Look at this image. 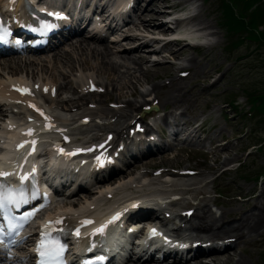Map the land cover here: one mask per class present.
<instances>
[{
    "label": "rangeland",
    "instance_id": "rangeland-1",
    "mask_svg": "<svg viewBox=\"0 0 264 264\" xmlns=\"http://www.w3.org/2000/svg\"><path fill=\"white\" fill-rule=\"evenodd\" d=\"M182 3L181 0H138L132 11L116 14L111 23L113 30L109 40L95 43L90 38L82 37L76 40L75 45H67L69 49L65 58L60 60L61 63L56 59L48 58L45 61L46 64L43 63L44 61H40V64L31 63L23 68H17L14 72L13 68L8 67L3 68L1 73L3 75L14 73L23 77H30L32 74V76H46L60 81L69 75V70L72 71L76 66H82L92 69L109 80L114 89L107 95V99L118 100L145 96L143 93L145 90L155 89L161 79L171 75L174 65L198 63L200 65L198 71L183 83L181 91H176L175 94L179 95L184 91L181 94V102L189 112L198 116V122L201 120L204 127L202 130H197L193 122L185 118L181 119L183 122L171 124V126H177L175 128L177 132L165 134L163 138L165 152L146 155L137 164L150 167L185 166L193 165L192 159L202 156L207 166L219 167L235 160L236 155H241L244 149L248 148L250 153L246 165L254 168L248 170L250 176L246 179L239 176L237 171L189 179L167 176L166 179L171 182L169 186L159 182L154 187H147L145 179H142V188L144 191L154 189L161 195L171 192L182 193L184 199L180 202L181 206L187 205L192 198L202 195L205 198L204 202L212 206L211 209L214 210L209 213L212 215L216 213L215 216L220 215L221 220L238 222L246 212L255 211L252 206L253 202L255 199L257 201L258 195L264 189V174L258 179L254 177L257 172L263 173L264 145L262 150H259V145L255 143L264 137V129L263 134L260 133L255 137L250 134V131L244 133L238 123V118L229 109L225 100L236 99L242 87L251 90L262 88L261 90L264 91V49L258 53L252 52L241 59L240 56L252 50V46L245 42L228 52L201 49L197 55H194L189 43L192 44L197 39L203 40L210 36L215 39L225 37V31L217 25L220 13L218 0H212L211 4L203 9L196 6L193 15H189L190 6ZM180 9L183 10L179 12ZM169 11L171 14L168 15ZM151 13H155L157 20H148ZM185 15L189 16L182 22L174 18V16L183 17ZM163 20L167 21L163 28L175 29L169 37H176L180 34L185 38V42L163 44L157 34L161 30L158 24ZM177 23L180 24L175 27ZM190 26L192 29L188 28ZM171 28L170 31H172ZM137 43L141 46L132 48ZM92 48L98 50L105 48L109 50V53L102 59L92 54L90 51ZM123 56H127L128 60ZM228 61H233L232 68L214 82L217 71ZM112 62L118 64L115 71L110 69L109 63ZM159 93L163 95L165 91L162 90ZM71 116L72 114H66V117ZM225 123L232 125L234 133L230 136H224L221 131ZM256 127L257 124L252 130ZM169 130L168 127L166 131ZM213 177H215L214 180H212ZM73 188L65 192H72ZM214 191H221L225 196H213ZM233 233L235 231L229 229L222 235ZM224 253L222 262H212V264H262L264 226L260 233L248 236L245 241ZM211 256L207 255L200 259L210 261Z\"/></svg>",
    "mask_w": 264,
    "mask_h": 264
},
{
    "label": "bare ground",
    "instance_id": "bare-ground-1",
    "mask_svg": "<svg viewBox=\"0 0 264 264\" xmlns=\"http://www.w3.org/2000/svg\"><path fill=\"white\" fill-rule=\"evenodd\" d=\"M121 1V0H119ZM148 20H157L155 13H151L149 16ZM165 26V24L160 23L158 25V27L161 28L162 32H168L169 29L168 28H163ZM58 54V53H56ZM96 54V52H95ZM102 59L104 57H106V50H100L98 52V54ZM16 59V58H14ZM4 61H12L11 59H4ZM113 68H116V66L114 64H112ZM174 89H171V91H173ZM170 91V92H171ZM168 91L167 93H165V95H168ZM257 205L254 207L253 212L251 213H245L244 215H242L240 217V219L238 220V222L234 221V222H229L227 224L221 225V227L219 229H213L214 232L205 226L199 225L200 231L204 232L206 235H215L216 233L222 234L224 231L232 229L234 230L236 233L235 235H238L239 237H244V236H249L252 234H258L261 231V228L264 226V189H262V193L260 195H258V200H257ZM210 223L212 224L214 221V218H209ZM228 249V248H227ZM222 259L221 256L219 255H215L214 257H212L210 259V261L212 262H220V260ZM200 264H211L209 261L208 262H200Z\"/></svg>",
    "mask_w": 264,
    "mask_h": 264
},
{
    "label": "snow or ice",
    "instance_id": "snow-or-ice-1",
    "mask_svg": "<svg viewBox=\"0 0 264 264\" xmlns=\"http://www.w3.org/2000/svg\"><path fill=\"white\" fill-rule=\"evenodd\" d=\"M49 15H56L57 18H60L59 14L49 13ZM44 27L49 28L50 25L45 24ZM6 34L7 33L5 32L3 27L0 26V41L4 40ZM22 146L23 145H21V147ZM7 175L8 173L0 172V177ZM24 179H26V177H21V180ZM25 202L26 200L23 198L22 193H21V197L17 198L15 195L12 194L11 190L5 189L4 185H0V213H2L5 216V219H7L9 216L10 206H15L18 208L20 207L21 204ZM28 215L30 216L32 215V213H29ZM22 219H26V217H22ZM59 222H60L59 220L56 221V223ZM86 223H90V221ZM8 227H9V231H11L12 230L11 223H9ZM102 230L103 229H100L98 231H102ZM4 235H5L4 226L0 225V242H3ZM37 251L40 256L39 264H62L61 255L62 252L64 251V247L63 245H59L57 241L54 240L46 241L42 239Z\"/></svg>",
    "mask_w": 264,
    "mask_h": 264
},
{
    "label": "trees",
    "instance_id": "trees-1",
    "mask_svg": "<svg viewBox=\"0 0 264 264\" xmlns=\"http://www.w3.org/2000/svg\"><path fill=\"white\" fill-rule=\"evenodd\" d=\"M242 0H230V3L232 5H238L240 4ZM257 17L264 22V0H262V2L259 4L258 9H257ZM224 19L227 21V19L229 20V22H231V25H235L238 23L237 19H234L231 12H230V8L226 7V10L224 12Z\"/></svg>",
    "mask_w": 264,
    "mask_h": 264
}]
</instances>
